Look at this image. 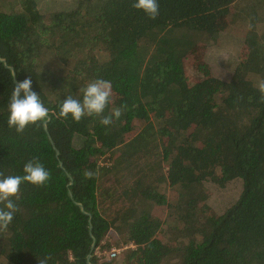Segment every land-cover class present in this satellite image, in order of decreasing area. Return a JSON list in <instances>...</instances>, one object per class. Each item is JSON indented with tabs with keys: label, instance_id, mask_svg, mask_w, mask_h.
<instances>
[{
	"label": "trees",
	"instance_id": "16d2710c",
	"mask_svg": "<svg viewBox=\"0 0 264 264\" xmlns=\"http://www.w3.org/2000/svg\"><path fill=\"white\" fill-rule=\"evenodd\" d=\"M80 2L44 15L37 0L0 10V57L15 74L0 62V172L23 175L36 159L50 173L43 186L21 184L19 210L0 232V264H264V104L255 87L264 79V0H157L154 20L135 0ZM226 34L242 47L222 80L200 56ZM25 78L49 117L17 134L6 106ZM96 79L111 82L104 113L59 117L60 101ZM113 108L122 115L103 126ZM231 185L238 195L211 211L210 194ZM112 246L128 247L100 262L96 250Z\"/></svg>",
	"mask_w": 264,
	"mask_h": 264
},
{
	"label": "clouds",
	"instance_id": "9594fccd",
	"mask_svg": "<svg viewBox=\"0 0 264 264\" xmlns=\"http://www.w3.org/2000/svg\"><path fill=\"white\" fill-rule=\"evenodd\" d=\"M131 7L142 11L149 19L154 20L159 15L157 0H135ZM249 27H251L250 24ZM255 87L260 93L259 102L264 104V79L258 78ZM78 96L80 98L68 95L60 101L59 117L65 119L71 117L73 121L79 122L85 116H101L111 103V82L104 79L89 81L78 90ZM6 110L7 125L9 128H14L17 134H22L28 125L45 121L49 117V109L44 106L40 96L32 89L31 78L15 81ZM121 115V108H113L111 115L102 116L100 123L103 126H109ZM22 171L23 175L15 176H5L3 172H0V232L8 229L15 213L19 210L15 198L18 196L21 184L43 186L50 179V173L36 159L25 163ZM92 177V172H85L86 179ZM49 258L39 260L38 264H47Z\"/></svg>",
	"mask_w": 264,
	"mask_h": 264
},
{
	"label": "rangeland",
	"instance_id": "374dc122",
	"mask_svg": "<svg viewBox=\"0 0 264 264\" xmlns=\"http://www.w3.org/2000/svg\"><path fill=\"white\" fill-rule=\"evenodd\" d=\"M38 8L40 12L44 14H49L52 11H67L71 10L79 5L80 0H37ZM18 5L19 0H0V10L6 9L8 4ZM82 3V0L81 2ZM221 38L220 44L214 46L211 44L206 49H203L201 58H204V62L209 67L212 76L228 80L238 63V57L240 55V50L242 47V42L239 38H234L231 35H224ZM238 195L237 187L231 185L222 191H213L208 199V206L211 211L219 214L223 207L231 202ZM115 246H112L114 248ZM123 256V251L120 253L117 259ZM116 259V260H117Z\"/></svg>",
	"mask_w": 264,
	"mask_h": 264
},
{
	"label": "built area",
	"instance_id": "2783aa9c",
	"mask_svg": "<svg viewBox=\"0 0 264 264\" xmlns=\"http://www.w3.org/2000/svg\"><path fill=\"white\" fill-rule=\"evenodd\" d=\"M128 246L122 247V248H111L110 250H100L97 249L95 254L98 256L99 261H109L117 258L122 251L127 249Z\"/></svg>",
	"mask_w": 264,
	"mask_h": 264
},
{
	"label": "water",
	"instance_id": "95a60500",
	"mask_svg": "<svg viewBox=\"0 0 264 264\" xmlns=\"http://www.w3.org/2000/svg\"><path fill=\"white\" fill-rule=\"evenodd\" d=\"M0 62H2L3 64H4V66L5 67H7V68H9L10 69V71H11V73H12V76H13V78L15 79V74H14V71H13V69L11 68V67H8L7 65H6V62L0 57ZM56 157L58 156V151H56ZM61 165V164H60ZM79 206H80V204H78ZM81 210H83V209H81ZM93 241H92V244H91V250L94 248V239H92ZM89 259V258H88Z\"/></svg>",
	"mask_w": 264,
	"mask_h": 264
}]
</instances>
